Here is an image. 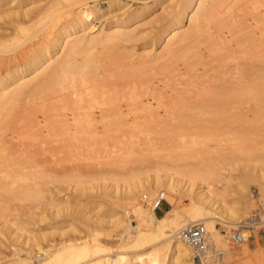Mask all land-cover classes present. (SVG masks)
I'll return each instance as SVG.
<instances>
[{"label": "bare ground", "instance_id": "obj_1", "mask_svg": "<svg viewBox=\"0 0 264 264\" xmlns=\"http://www.w3.org/2000/svg\"><path fill=\"white\" fill-rule=\"evenodd\" d=\"M15 1L0 0V198L4 200L38 201L43 197L41 182L47 178L52 182L63 181L53 175L58 165L65 168L68 174L64 178L70 181L75 178L73 170L78 167V160L83 159L79 166L87 167L91 157L100 161L119 151L123 138L137 133V107L143 99L147 102L140 113L142 117L158 118L159 123L172 127L168 131L183 136L217 135L212 125H217L218 120L247 121L252 102L258 106L254 118L264 117V0H179L169 22L150 45L135 53L121 48L140 38L136 34L138 28L130 27L161 0H155L154 4L144 0L137 10L126 11L100 27L96 23L101 8L78 2L75 5L79 11H65L69 16L67 24L41 39L35 49L22 46L20 49L14 43H20L17 39L23 31L29 32L24 26L33 22L32 9L38 11V4L21 14L23 10L16 11ZM41 12L37 13L42 15ZM99 47L101 52L96 51ZM158 47H162L159 53ZM23 55L28 56L26 61L23 57L16 61ZM156 63L161 64V73L157 71L160 74L145 77L126 74L129 65L149 68ZM178 102L184 104V111L179 110ZM173 106L183 113L174 116L177 113L171 110ZM160 107L165 108L163 113ZM187 167L173 168L175 174L169 179L157 177L152 181L153 186L166 187L170 195L163 193V196L173 205L161 217L154 205L147 210L136 203L142 191H149L143 181L127 185L125 199L131 202L136 218L130 222L126 214L125 218L112 221L122 229V236L130 235L128 240L122 238L121 251L113 257H94L104 251L108 254L96 240L84 243L66 240L44 249L41 240L47 239L48 234L41 238L27 234L25 246L35 243L45 255L37 264H192V250L181 237V231L189 225L203 224L212 246L211 264H217L229 255L223 250L229 236L218 224H234L248 204L243 203L242 209L240 201H233L236 207L240 206L237 209L226 206L225 198L232 185L225 174L229 166L226 170L208 167L206 171ZM80 185V192L83 189L84 192L86 186ZM253 193L258 201L259 191ZM178 194L190 197V208L181 209L178 205L181 202L173 198ZM142 196L149 200L145 194ZM259 205L256 212L260 211L264 219L261 212L264 204ZM261 225L264 222L248 229ZM237 226H231L232 230ZM246 230L247 241L250 232ZM33 258L37 259L28 255L26 260L36 264ZM22 263L26 261L16 264Z\"/></svg>", "mask_w": 264, "mask_h": 264}, {"label": "rangeland", "instance_id": "obj_2", "mask_svg": "<svg viewBox=\"0 0 264 264\" xmlns=\"http://www.w3.org/2000/svg\"><path fill=\"white\" fill-rule=\"evenodd\" d=\"M143 1L16 0L14 2V4L16 3V11L23 10L21 14H24L26 12L25 10L30 9V7L32 9L37 4L36 9L38 11H35V8L32 9L34 10V12L32 11L34 14L33 22H27L28 24L26 23V26H24L25 28L27 27L26 30L29 29V32L23 31L24 34H19L17 40H20V43L19 41H15L14 44L15 46H20V49L21 46L26 49H35L36 46L39 47L42 41L41 39L46 38L54 31L52 33L53 35L56 29L59 30L61 27L63 28L64 24H67L69 19L67 17L69 16H66L65 11L71 9L79 11L78 6L75 5L78 2H89V6L97 5L101 8L102 12L98 16L100 19L96 23L97 27H100L102 24L104 25L119 18L126 11L137 10L139 6L143 5ZM147 1L150 4L155 3V0ZM178 1L161 0L153 10L142 16V18H139L138 23L130 28H138L136 34L140 35V38L129 44L122 45L121 48L125 51L135 53L136 51L140 52L143 47L149 46L159 30L169 22L173 7ZM44 2H48L49 4ZM43 3L44 5H42ZM37 12L43 13L44 16ZM35 14L39 15L36 19L42 16V18H38L37 22L34 21ZM45 16L47 19H45ZM246 18L250 20L251 15ZM40 19H43V21ZM188 24L189 22L185 23L186 30H188ZM33 33L37 34L31 37ZM98 33L99 31L96 34ZM80 34L82 35V33ZM101 48L99 47L98 49ZM98 49L96 51H102V49ZM161 49L162 47H158L157 53ZM61 53L55 57L57 58ZM22 57L24 58L23 61L28 59V56L23 55L17 58L16 61H20V58L22 60ZM78 58L82 59V56ZM177 59H180L179 56ZM177 59H175V62H180ZM154 65L156 66L153 67L151 64L149 68L145 66V68H142L141 65H129L126 68V74L135 77L156 75L162 67L158 63ZM154 71L156 72L154 73ZM146 102L143 99L137 107L139 109L137 133L123 138V145L119 151L107 154L100 161L91 157L92 160L90 161L92 162L87 167L83 164V166H79L83 159H80V155H77L80 159L78 160L79 165L73 170L75 178L70 181L66 177L64 178L68 174L65 168L58 165L53 175L59 179L63 178V181L52 182L47 178L41 182L43 197L38 201L4 200L0 198V264H16L21 260L26 261L25 264H27L29 262L26 260L28 255L37 257V259L33 258V262L37 264L38 260H40L39 258L45 256L41 251L37 250L38 246L33 245L35 243L32 244L30 242L29 245L25 246V238L28 237L27 234L30 237L37 235L40 238L47 237L46 234H48L47 239L41 240V247L44 249L51 248L52 245L60 244L66 240H69V243L75 242V240V243L96 240L98 244L107 249L108 254L104 251L102 253L103 255H100V252L98 253L99 255L94 254V257L108 255L113 257L115 254L117 255L121 251L119 246L122 241L125 238L128 240L130 235L125 236L123 234L122 236V229L117 227L116 223L113 224L112 221L116 222L114 220L123 219L126 214L127 217L129 215L128 219L130 222L136 218L132 205L130 204L131 202L125 199L127 185L130 186L135 182L143 181L142 183L146 185L149 191H142L136 203L138 202V204L144 207L146 206L145 208L148 210L153 205V198L159 194L163 195V193H166V196L170 195L164 185L156 187L152 185V181L157 179V177H161L162 180L169 179L174 176L176 170L184 169L185 166L190 168L192 166L203 171H206V168L207 170L209 168L217 170L232 168L231 170L227 169V172H225L227 177L232 180V185L228 188L225 203L228 208L235 207L237 209L241 206L242 209L244 206L243 203L247 202L248 205H245V208H243L245 209L244 212H242L243 209L241 210L242 213L239 212L240 217H242H239L240 221H245L251 217L252 213L259 209V203L264 204V117L263 119L254 118L258 111L257 104L254 102L251 103L249 120L227 122H219L220 120H218L217 125H212V128L216 127L217 135L193 137L187 136L188 134H184L185 136H183V134L179 135V133L168 131V129L172 130V127L159 123L158 118L142 117L140 113H143L146 108ZM177 107H179V110H185L183 103L177 104ZM177 107L173 106L172 109L170 108L177 113L174 115L176 117L183 113L181 112L182 110L178 111ZM164 109V107H160V112L163 113ZM192 124L194 123L192 122ZM192 124L190 123L191 126ZM164 126L167 130L166 128L164 129ZM196 141H199L198 144H196ZM244 151L250 152L244 153ZM87 157L89 156L87 155ZM180 179L183 180L184 178ZM185 182L186 180L181 181V185ZM79 184L86 186L84 192V189L80 192L81 188L79 187L81 185L79 186ZM221 185L217 184V187L220 189L223 188ZM254 191H259L257 195L258 201L253 195ZM142 194L148 196L149 200H144ZM173 198L177 203L181 202L178 204L181 209L190 208L191 200L187 195L182 194L181 196L178 194V196H174ZM233 201H240L242 205L240 204V206L237 205L238 207H236ZM172 207L173 205L170 203V200L165 197L162 209L156 211V214L161 217L167 211L173 209ZM226 217L228 218L229 216L226 215ZM239 220L234 224L232 222L230 224H218V228L222 232L225 231L227 236H229L227 237L226 245L228 249L225 247L223 249L229 255L223 258L224 262L220 260L221 262L219 261L217 264H264V225L246 230V232H250V237L242 245L236 246L230 241V234L232 229H234L231 226H237L240 222ZM16 228L19 229L17 230ZM18 231H21L23 234L21 232L20 234L16 233ZM61 232H64L65 235L62 236ZM134 232L135 230L132 231V234ZM210 247L212 248L211 243Z\"/></svg>", "mask_w": 264, "mask_h": 264}, {"label": "built area", "instance_id": "obj_3", "mask_svg": "<svg viewBox=\"0 0 264 264\" xmlns=\"http://www.w3.org/2000/svg\"><path fill=\"white\" fill-rule=\"evenodd\" d=\"M147 200V199H145ZM164 202V196L158 195L152 201L154 209L160 211ZM264 214V210L261 211ZM264 222V219L255 211L250 219L239 223L238 228L232 230L230 234V241L236 245H242L246 240L244 238V232L248 229V226H257ZM181 237L188 243L192 250V264H211L210 257V239L206 227L203 224H194L186 226L181 231Z\"/></svg>", "mask_w": 264, "mask_h": 264}]
</instances>
